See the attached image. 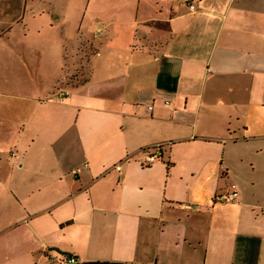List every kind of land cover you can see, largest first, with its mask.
Here are the masks:
<instances>
[{"label":"crops","instance_id":"obj_1","mask_svg":"<svg viewBox=\"0 0 264 264\" xmlns=\"http://www.w3.org/2000/svg\"><path fill=\"white\" fill-rule=\"evenodd\" d=\"M193 1L0 0V264H264V0Z\"/></svg>","mask_w":264,"mask_h":264},{"label":"built area","instance_id":"obj_2","mask_svg":"<svg viewBox=\"0 0 264 264\" xmlns=\"http://www.w3.org/2000/svg\"><path fill=\"white\" fill-rule=\"evenodd\" d=\"M179 5L183 7H187L191 12H195L197 10V6L193 0H179ZM107 30V26L102 22L95 23V32L94 38H99L105 34ZM70 95L68 91H59L58 96L60 98H66ZM165 104H168L165 103ZM149 110H153V107H149ZM172 143H165V145H170ZM163 144H159L150 148L144 149V153L146 155L143 163L146 165L154 164L163 156ZM15 149L12 150V156H14ZM128 160V159H127ZM123 163L120 162L112 169H115L118 172H121L123 167ZM239 197V189L236 184H232L229 188V192L226 195H222L219 197L220 201H234ZM37 264H79V259L73 255H64L58 253L56 251H46L40 259L37 261Z\"/></svg>","mask_w":264,"mask_h":264},{"label":"rangeland","instance_id":"obj_3","mask_svg":"<svg viewBox=\"0 0 264 264\" xmlns=\"http://www.w3.org/2000/svg\"><path fill=\"white\" fill-rule=\"evenodd\" d=\"M42 2H47V5L49 4V2L51 1V0H41ZM58 1H63V2H66V1H68V2H70L71 0H58ZM80 1V10H82L83 9V7L87 4V2H88V0H79ZM177 1V0H176ZM260 159H262V168L264 169V161H263V159H264V151H263V158H261V156L259 155L258 156Z\"/></svg>","mask_w":264,"mask_h":264},{"label":"water","instance_id":"obj_4","mask_svg":"<svg viewBox=\"0 0 264 264\" xmlns=\"http://www.w3.org/2000/svg\"><path fill=\"white\" fill-rule=\"evenodd\" d=\"M84 264H115V263H84Z\"/></svg>","mask_w":264,"mask_h":264}]
</instances>
